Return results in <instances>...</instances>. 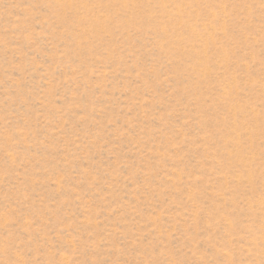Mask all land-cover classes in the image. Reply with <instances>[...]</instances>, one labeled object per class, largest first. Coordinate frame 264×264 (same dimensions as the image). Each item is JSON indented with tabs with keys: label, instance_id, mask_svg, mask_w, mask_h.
<instances>
[{
	"label": "rangeland",
	"instance_id": "374dc122",
	"mask_svg": "<svg viewBox=\"0 0 264 264\" xmlns=\"http://www.w3.org/2000/svg\"><path fill=\"white\" fill-rule=\"evenodd\" d=\"M0 264H264V0H0Z\"/></svg>",
	"mask_w": 264,
	"mask_h": 264
}]
</instances>
